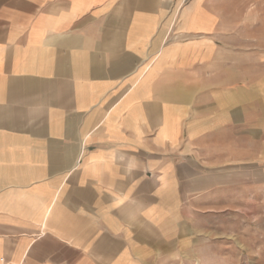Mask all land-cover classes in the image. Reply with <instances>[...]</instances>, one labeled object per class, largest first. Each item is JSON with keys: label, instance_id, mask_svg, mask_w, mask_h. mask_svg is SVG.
Segmentation results:
<instances>
[{"label": "crops", "instance_id": "0c3cea01", "mask_svg": "<svg viewBox=\"0 0 264 264\" xmlns=\"http://www.w3.org/2000/svg\"><path fill=\"white\" fill-rule=\"evenodd\" d=\"M255 180L264 0H0V264L199 261Z\"/></svg>", "mask_w": 264, "mask_h": 264}, {"label": "rangeland", "instance_id": "374dc122", "mask_svg": "<svg viewBox=\"0 0 264 264\" xmlns=\"http://www.w3.org/2000/svg\"><path fill=\"white\" fill-rule=\"evenodd\" d=\"M253 190L252 201L239 192L237 213H224L220 221L211 222L199 261L171 264H264V182L255 180Z\"/></svg>", "mask_w": 264, "mask_h": 264}]
</instances>
